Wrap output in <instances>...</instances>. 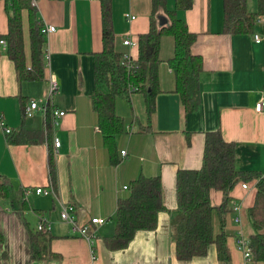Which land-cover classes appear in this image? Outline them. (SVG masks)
<instances>
[{"label":"crops","instance_id":"obj_1","mask_svg":"<svg viewBox=\"0 0 264 264\" xmlns=\"http://www.w3.org/2000/svg\"><path fill=\"white\" fill-rule=\"evenodd\" d=\"M249 2V10L257 12L258 0L255 10L250 9ZM7 4V0H0V34L8 33ZM112 6L116 49L137 59L138 46H126L123 41L128 36L135 42L138 35L149 30L153 0H112ZM166 7L175 10L176 0H166ZM35 8L43 25L57 28L46 35L45 77L20 82L6 48L0 45V114L13 131L45 130L40 111L25 117L22 108L31 101H47L48 77L54 74L60 90L49 101L66 115L41 142L11 143L10 134L0 131V174L23 194V203L0 199V227L5 235L0 264H32L30 234L37 231L41 219L51 222V248L61 254V264H221L214 244L206 256L188 261L176 257L171 231L177 208V174L181 169L202 166L206 132L219 129L225 140L236 145L238 170L264 172V114L256 110L264 91V14L257 20L254 33L228 34L224 32L223 0H193L192 8L179 10L189 30L198 34L192 51L203 59L201 104L186 113L168 62L174 55L175 41L166 34L161 45V91L155 112L149 117L142 92L133 93L131 103L123 98L116 102L117 113L126 121V132L116 139L114 157L119 162L114 163L92 103L95 54L103 49L101 0H37ZM127 14L135 19L130 20ZM159 14L167 24L168 15L163 10ZM22 18L30 66L27 9ZM256 34L262 38L260 42L255 41ZM55 136L61 141L58 149L54 147ZM50 149L54 152V172L49 164ZM141 176L161 177L166 211L159 213L156 229L139 231L127 248L112 250L105 238L115 234L118 201L129 194L124 187ZM248 184L247 189L239 183L232 190L230 195L238 209L227 212L224 219L217 210L223 192H210L215 208L214 234L223 229L226 232L231 264H264L251 261L241 246V240L247 241L254 234L249 209L255 202L256 185L255 181ZM38 187H53L55 192L39 195ZM66 204L75 206L77 223L89 227L92 241L61 219ZM96 217L106 222L92 224Z\"/></svg>","mask_w":264,"mask_h":264},{"label":"trees","instance_id":"obj_2","mask_svg":"<svg viewBox=\"0 0 264 264\" xmlns=\"http://www.w3.org/2000/svg\"><path fill=\"white\" fill-rule=\"evenodd\" d=\"M7 1L8 33L0 34V40L6 42V54L14 63L20 82L42 80L47 65V41L41 31L43 23L37 18L32 0ZM101 3L103 49L95 54V92L92 103L104 142L111 152L113 162L118 163L119 158L114 157L116 139L126 132V121L117 113L116 102L123 98L131 103L132 94L142 92L149 117L155 112L156 97L161 91L159 67L163 62V37L168 34L175 41L174 55L168 62L175 73L176 92L187 114L198 109L201 104L203 59L192 51L198 34L190 31L186 21L178 15L179 10L192 8L193 0H176L175 10L166 7V0H153L149 30L138 35V58L133 59L128 66L121 62L123 53L116 49L112 0H101ZM258 3V11L254 13L248 8V0H223L224 32L254 33L257 16L264 14V0ZM26 9L30 21V66L26 59L22 18L23 10ZM161 10L168 15L169 21L165 25L160 23ZM50 131V125L43 131L22 128L14 130L9 141L17 144L41 142L45 135L49 137ZM49 164L51 172H54L52 149L49 151ZM251 181H255L256 185L255 202L249 209L254 234L249 241H245V248L250 253L248 258L256 263L264 262V172L238 170L235 143L225 140L220 129L206 132L202 166L199 169H181L177 174V208L173 213L171 237L178 260L188 261L206 256L209 247L214 244L221 264H231L226 232L223 229L220 234H214L215 208L211 203L210 192L212 189L223 192L224 199L217 210L224 219V215L235 206L230 195L232 190L239 183ZM128 189V196L118 201L115 234L105 238L106 245L112 250L127 248L139 231L156 229L159 213L166 211L160 176H141L133 180ZM22 197V190H15L10 179L0 174V199L23 203ZM52 239L50 231L37 230L30 234V256L33 262L61 264V254L51 248ZM4 244L5 235L0 227V249ZM2 255L6 257L7 252H2Z\"/></svg>","mask_w":264,"mask_h":264},{"label":"built area","instance_id":"obj_3","mask_svg":"<svg viewBox=\"0 0 264 264\" xmlns=\"http://www.w3.org/2000/svg\"><path fill=\"white\" fill-rule=\"evenodd\" d=\"M32 4L35 6L37 4V0H32ZM126 16L130 20L135 19V17L131 16L130 14H127ZM262 18H263V16H261V15L257 16L258 21L261 20ZM41 31L46 36V35H49L53 32H56L57 28L55 25L46 24V25H43ZM261 40H262V38L260 37V35L256 34L255 35V41L260 42ZM123 43L126 46H136L137 45V41H135V42L132 41V39L129 38L128 36L124 39ZM0 45L4 46V48H6L5 40H0ZM133 59L134 58H132V56L129 53H123V55L121 57V62L124 65L128 66L133 62ZM48 83H49V88H48L47 101H45L43 103L31 101V103L29 105H27L24 109V116L25 117H32L36 113V111H40L44 116L45 127H48V125H50L52 128H55L60 124V120H62L65 117L66 111L52 107V105L50 104V101H49L50 98L53 97L55 94H57L60 90V84H59L57 77L54 74H50V76L48 77ZM256 110H257V112L264 114V91L262 93L261 99L256 104ZM0 131H2L5 135H9L13 132L12 128H10L5 123L2 114H0ZM60 146H61L60 138L55 136L54 147L56 149H58ZM122 154H123V156H125L126 151H123ZM242 187L247 189V188H249V184L243 183ZM124 188L128 189L127 186ZM54 192L55 191H54L53 187H38L36 189V193L39 195H51V194H54ZM234 209H238V206L235 205ZM75 213H76L75 206L72 204H66L62 208L61 219L63 221L71 223L73 225L75 232L80 233L81 236L85 237L89 241H92V238L94 236L90 232L89 227L88 226L81 227L77 223ZM91 222L94 225H102L106 222V219L96 217V218H92ZM37 230L43 231V232L50 231L51 230V222L48 221L47 219H41V221L38 223ZM241 246L244 250L245 256L249 257L250 253L245 248V241L241 240Z\"/></svg>","mask_w":264,"mask_h":264},{"label":"rangeland","instance_id":"obj_4","mask_svg":"<svg viewBox=\"0 0 264 264\" xmlns=\"http://www.w3.org/2000/svg\"><path fill=\"white\" fill-rule=\"evenodd\" d=\"M259 1V0H258ZM249 4H250V9H253V10H255V8H256V0H250V2H249ZM253 4H254V6H253ZM42 99V98H41ZM38 100H40V99H38ZM43 100H46V98L45 99H43ZM42 100V101H43ZM66 222V221H65ZM32 224H34V223H32ZM250 239V238H249ZM249 239H247V241L249 240ZM32 264H38V263H36V262H32Z\"/></svg>","mask_w":264,"mask_h":264},{"label":"water","instance_id":"obj_5","mask_svg":"<svg viewBox=\"0 0 264 264\" xmlns=\"http://www.w3.org/2000/svg\"><path fill=\"white\" fill-rule=\"evenodd\" d=\"M160 23H161V25H165L166 24L165 19L164 18H160Z\"/></svg>","mask_w":264,"mask_h":264}]
</instances>
